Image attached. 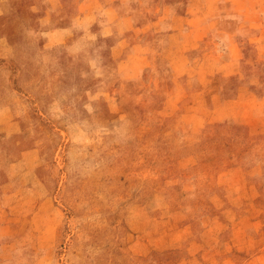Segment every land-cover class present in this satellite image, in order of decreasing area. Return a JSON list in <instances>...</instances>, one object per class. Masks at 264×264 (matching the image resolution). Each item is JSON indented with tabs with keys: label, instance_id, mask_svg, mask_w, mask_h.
<instances>
[{
	"label": "rangeland",
	"instance_id": "1",
	"mask_svg": "<svg viewBox=\"0 0 264 264\" xmlns=\"http://www.w3.org/2000/svg\"><path fill=\"white\" fill-rule=\"evenodd\" d=\"M0 264H264V0H0Z\"/></svg>",
	"mask_w": 264,
	"mask_h": 264
}]
</instances>
